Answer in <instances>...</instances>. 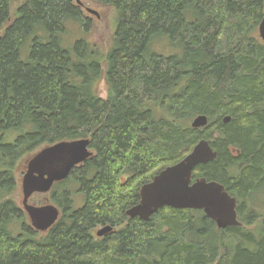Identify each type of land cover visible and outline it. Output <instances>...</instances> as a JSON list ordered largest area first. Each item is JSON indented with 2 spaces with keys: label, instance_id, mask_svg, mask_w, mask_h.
I'll return each instance as SVG.
<instances>
[{
  "label": "trees",
  "instance_id": "obj_1",
  "mask_svg": "<svg viewBox=\"0 0 264 264\" xmlns=\"http://www.w3.org/2000/svg\"><path fill=\"white\" fill-rule=\"evenodd\" d=\"M90 1L117 12L100 58L62 47L65 23H82L75 2L0 0V193L46 143L88 138L94 152L84 205L45 238L19 233L0 194V264H264L263 0ZM198 115L208 123L192 129ZM203 139L217 156L192 180L223 185L241 226L172 208L128 218L141 185ZM99 226L113 232L99 240Z\"/></svg>",
  "mask_w": 264,
  "mask_h": 264
},
{
  "label": "water",
  "instance_id": "obj_2",
  "mask_svg": "<svg viewBox=\"0 0 264 264\" xmlns=\"http://www.w3.org/2000/svg\"><path fill=\"white\" fill-rule=\"evenodd\" d=\"M71 1H74L76 6L84 7L90 16L93 15L99 18L96 11L85 7L80 0ZM259 23L258 36L264 44V13ZM228 121L229 117L222 120L223 123ZM206 123H208L207 117L198 115L188 125L197 130L205 127ZM87 144V140L73 141L69 144L71 157L64 166L65 169L54 172L48 180H41L40 191H48L53 182L63 180L68 175L72 166L78 165L90 157L91 153L86 150ZM63 146H65L63 143H59L48 149V152L59 150ZM48 152L31 159L28 172H34L40 160L45 163L50 156ZM216 156L217 153L212 150L208 141L200 140L182 160L162 169L148 183L141 185L138 191V203L129 208L124 214L130 219L137 218L141 221H149L153 215L163 208L193 210L203 212L218 229L224 230L228 227L241 226L235 209L236 199L228 194L223 185L216 181H208L205 178L192 180L194 168L214 160ZM27 183H30V181ZM111 231V226H103L96 231V236L100 238Z\"/></svg>",
  "mask_w": 264,
  "mask_h": 264
},
{
  "label": "flooded vegetation",
  "instance_id": "obj_3",
  "mask_svg": "<svg viewBox=\"0 0 264 264\" xmlns=\"http://www.w3.org/2000/svg\"><path fill=\"white\" fill-rule=\"evenodd\" d=\"M85 6V5H84ZM86 7V6H85ZM81 12L85 11L84 7H80ZM79 140H89L88 138L77 139L72 141H60L51 144H44L38 148L37 151L31 156L28 162L25 165H20L18 174L19 177V187H20V204L18 205L14 199H9L13 190L9 192H2L3 198L2 202L8 201L12 206H16L18 209V215H11L13 220L16 219L17 224L19 225V233L23 235H31L36 239L45 238L49 232L54 228L59 221L66 219L70 216L72 211L82 208L85 202L84 194L79 191L81 175H85L87 171V163L91 157L94 156V152L90 149V141L86 146L87 152L91 153V156L85 159L82 163L72 166L68 175L63 178V180L55 181L51 185L50 189L46 192L40 191L41 180L47 179L54 173L58 171H63L64 166L68 163L71 157V148L69 144L73 141ZM63 143L65 146L61 147L59 150H54L48 152V149L51 147ZM48 152L50 154L49 159L44 163L42 160L39 161L37 167H35L34 172L29 171V162L31 159L36 158L38 155ZM41 175H43L41 177ZM28 177H31L30 179ZM16 183V175H15ZM30 181V183H27ZM14 183V184H15ZM72 185H75V189H70ZM78 194L80 197H77L73 194ZM34 195H44L48 198V202L44 204H35L32 205L29 203V200ZM20 206V207H19ZM66 207V209H65ZM101 228V226L95 228L92 232L95 238L99 240L103 237L109 235L107 233L100 238L96 236V231Z\"/></svg>",
  "mask_w": 264,
  "mask_h": 264
},
{
  "label": "rangeland",
  "instance_id": "obj_4",
  "mask_svg": "<svg viewBox=\"0 0 264 264\" xmlns=\"http://www.w3.org/2000/svg\"><path fill=\"white\" fill-rule=\"evenodd\" d=\"M83 2L86 7L96 11L98 13L99 18H96L93 15L90 16V14H88L86 11H83L80 17L82 23H78L72 20L67 21L65 23L64 32L60 35L62 47L72 51L75 43L78 41H82L84 43H87V45L89 46V50L91 49L92 51H95L94 54H96L97 58H100L106 55L112 44L117 12L113 7L106 6L103 4L100 5L99 3L94 1L83 0ZM163 45L164 43L156 42L152 48L153 52H156L157 54H163L165 56L166 54H169L170 52L168 51V49L163 47ZM224 49L225 46L221 45L220 51H223ZM35 151H33L29 155L30 158L31 156H33ZM29 156L26 155L25 158L28 159ZM21 164L22 163H20L19 166L16 168L17 173L19 172V168ZM19 177L20 176L16 174L15 187L9 199H14L18 205H21L20 187L18 185V183L20 182ZM75 188L76 186L72 185L70 189H75ZM73 194L77 197H80L78 194L74 193V191ZM260 200L261 202L264 201V194L262 195ZM46 202H48V198L44 197V195H34L29 200V203L32 205L35 204L37 205L41 203L44 204ZM259 206L260 208L264 207V205L261 206L260 203Z\"/></svg>",
  "mask_w": 264,
  "mask_h": 264
}]
</instances>
